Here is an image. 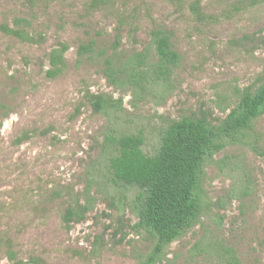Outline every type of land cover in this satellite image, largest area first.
Returning <instances> with one entry per match:
<instances>
[{"label":"rangeland","instance_id":"1","mask_svg":"<svg viewBox=\"0 0 264 264\" xmlns=\"http://www.w3.org/2000/svg\"><path fill=\"white\" fill-rule=\"evenodd\" d=\"M192 1L0 0V264H137L150 251L154 240L132 227L136 188L108 170L107 138L141 132L152 155L168 123L202 110L217 123L264 76V0H201L199 17ZM21 17L37 42L2 29ZM158 26L181 57L168 74L118 64L109 76L100 58L77 55L89 40L110 53L117 35L122 56L149 48ZM60 43L65 64L48 77ZM88 93L109 105L95 112ZM87 187L90 210L65 226L61 213ZM199 188L197 220L156 264H227L226 248L238 264H264V114L247 142L205 161Z\"/></svg>","mask_w":264,"mask_h":264},{"label":"trees","instance_id":"2","mask_svg":"<svg viewBox=\"0 0 264 264\" xmlns=\"http://www.w3.org/2000/svg\"><path fill=\"white\" fill-rule=\"evenodd\" d=\"M200 1L193 0L190 5V10L197 17L200 15ZM14 24L15 27L3 25L2 29L21 41H38L39 36L34 37L26 30L30 24L28 19L15 18ZM119 42L117 35L108 53L104 48L96 49L95 41L89 40L79 45L77 55L100 58L109 76L120 71L118 64H136L131 67L132 76L140 74V64H156L157 73L162 76L181 59L172 47L170 33L160 26L151 29L149 48L145 46L140 51L122 56L118 51ZM67 48L66 44L60 43L50 51V68L46 70L48 77L62 71ZM150 48L154 56L151 62L148 56ZM87 99L95 112L102 111L110 103L103 95L94 93H88ZM263 114L264 76L256 88L244 89L236 105L217 123H213L204 110L168 123L152 155L142 150L144 137L141 132L107 138L114 150L107 163L113 180L137 190L133 200V213L137 220L132 227L154 240L150 251L137 264H156L164 256L165 248L194 224L201 209L199 183L205 161L226 145L247 142L254 121ZM27 138L28 135L23 134L14 143L20 144ZM88 189H85L83 202L76 199L64 208L60 218L65 226L82 221L90 210ZM6 247L7 257L12 260L15 253L9 243ZM223 253L227 264H238L232 249L226 248Z\"/></svg>","mask_w":264,"mask_h":264}]
</instances>
